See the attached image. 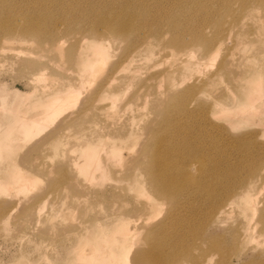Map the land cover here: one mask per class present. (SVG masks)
Masks as SVG:
<instances>
[{
	"label": "rangeland",
	"instance_id": "rangeland-1",
	"mask_svg": "<svg viewBox=\"0 0 264 264\" xmlns=\"http://www.w3.org/2000/svg\"><path fill=\"white\" fill-rule=\"evenodd\" d=\"M42 1L47 6H63L64 10L55 16L63 23L69 15L76 16L83 10L91 11L92 6H103L106 1L118 0ZM123 1L129 4L126 8L139 17L145 15L144 8L148 7L147 18L143 20L153 25L158 22L155 27L163 30L164 39L155 38V31L153 36L151 31H144L142 45H139L137 35H130L126 41L105 44L104 47L112 48L113 52L98 54L106 60V65L96 72H92L91 66L85 68L82 62L73 63L68 50L88 48L95 51L98 46L91 34L84 31L75 38L79 25H87V22L82 21L84 16L71 18V33L55 29L54 36L58 38L53 46L45 44L40 37L27 41L28 51L19 52L14 50L20 45L19 41H6L0 36V118L17 125L25 117L41 119L35 124L33 136L26 142H15L7 151L4 147L0 148V154L5 151L4 161L0 162L4 165L0 168V181L5 184L0 186V264H129V258L135 251L149 249L153 244L147 236L149 228L146 229V226L166 216L191 221L189 239L183 242L190 256H177L170 264H210V259L211 264H225L224 261L229 264H264V221L256 225L252 223L256 204L260 206L256 211L261 209L264 212V95L254 93L247 87V83L252 82L256 73H259L264 91V4L258 0H247L248 8L238 13L239 0H229L226 5L224 0H198L202 1L200 6L183 10L176 17L182 23V38H196L193 43L183 46L173 42V33L167 28L169 19L162 14L165 10L183 4L185 0ZM12 2L18 8H22L23 3L30 7L39 3L36 0ZM156 5L159 8L154 7ZM207 6H217V10L207 16L203 12ZM223 8L225 11L221 13ZM194 10L199 13V19L196 24H189ZM204 36H211L216 43L206 61L200 59L206 52ZM78 38L83 41L74 47L72 44ZM38 44L43 47H38ZM124 48H128L131 53L127 60L123 57ZM26 60L36 63L29 65ZM220 66H224L226 71L217 70ZM156 70L163 73L162 77L158 75L161 77L160 82L152 80L156 77V80L159 79L158 76H151L150 72L156 73ZM88 71L90 76L86 75ZM211 73L215 75L213 85L216 84L211 87H218V91L207 87L210 90H203V96L212 99L214 94L211 91L223 92H216V95L221 94V97L216 98L219 101L216 108L207 109L208 125L201 124L198 116L193 118L184 115L182 121L188 125H178L173 130L169 129V132L192 138L203 150L205 143L212 145L205 156L192 152V158L173 157L181 164L186 162L184 168L190 169L196 177L185 178L183 182H189L187 186L195 188L193 182L200 181L205 183L204 186L217 182V189L224 190L232 180L237 182V186L242 180L254 181L249 186L251 198L240 205L234 202L231 205L233 208L228 207L222 214H219L222 211L219 208L207 211L199 199L192 197L194 194H180L172 202L149 198V178L145 175L147 169L142 167L147 159L138 151L140 145L153 142L151 137L144 136L147 121H153L150 127L154 135L168 134L166 126L161 124L167 115L165 107L170 103L169 96L166 97L164 92L170 88L178 89L179 92L194 81L207 79ZM137 77H143V81ZM230 77L233 83L228 80ZM243 77L248 78L245 80ZM105 79H108V85L100 90ZM149 80L155 82L152 83L154 86L159 83L155 86L156 90L152 87H147L148 90L143 87L144 91L138 88L143 83L146 86L150 84ZM235 83L238 87H233ZM72 84L84 85L85 91L72 93L70 103L64 105L62 93L57 92L69 89ZM120 88L125 89L122 95H111V92ZM136 90L142 91L140 96L136 95ZM144 92L147 97H144ZM161 95L165 97L161 98ZM247 96L252 100H246ZM102 107L109 111L106 113L108 119H102L104 122L107 120L106 125L92 122L91 116ZM189 107L193 105L189 103ZM66 115L73 120H70L72 127L59 132L57 119ZM49 116L50 119L46 121ZM168 116L172 117L173 113L169 112ZM111 125H114L113 129ZM106 126H109L107 132L124 127L133 134L123 140L113 138L101 143L98 140L99 133L107 129ZM242 136H248L251 144L238 142L237 147L225 146ZM32 138H35L33 141L37 139V143ZM29 142L30 147L27 145ZM121 143L125 146L120 147ZM25 144L29 152L24 151ZM20 151H24L23 155ZM176 151L187 152L184 147ZM232 151L237 156L231 155ZM88 152H91V158H95L92 163ZM9 158H12L11 163H8ZM20 167L24 170L23 176ZM35 167L41 168V176H34L30 172ZM60 167L67 176L73 174L70 183L78 178L81 185L79 189L73 190L74 183L61 181ZM254 169L259 172L253 173ZM25 171L29 172V176L30 173L34 176V179L31 177L33 183L29 179L27 181L30 177ZM58 179L60 185L57 184ZM17 181L23 184L27 181L25 185L33 184L36 187L30 189L29 185L28 189L22 183L17 185ZM78 182H75L76 186H79ZM26 196H31V199ZM18 199L24 203L28 200V203L24 204ZM180 202L181 207L177 211ZM18 203L24 204L17 205L22 208H16ZM139 209L145 210V222L122 219L127 211ZM28 214L36 217L31 218L30 215L29 218ZM126 224L137 230L128 235L123 230ZM93 232H96V237L91 236ZM211 244H215V247H211ZM208 246L212 249L206 256L204 251Z\"/></svg>",
	"mask_w": 264,
	"mask_h": 264
},
{
	"label": "bare ground",
	"instance_id": "bare-ground-1",
	"mask_svg": "<svg viewBox=\"0 0 264 264\" xmlns=\"http://www.w3.org/2000/svg\"><path fill=\"white\" fill-rule=\"evenodd\" d=\"M258 1L261 2L262 4H264V0H258ZM36 2H39V3L34 7L27 6L25 3H23L22 4L23 7L18 8V6L15 5L12 2V0H0V36L2 39H5L6 41L7 40L19 41L20 45L14 49V50H17L19 52L28 51L29 48H28V46H26L28 44L27 41L32 40V39L37 40V38H40V37L43 38V41L45 44H50L49 46H53L55 44V42L57 41V38H58L57 36H54L55 29H59V31L63 32V33H71L72 27H71V21L70 20H71V18H77L79 16H84V19L82 21L87 22V25L83 26L84 23H82V25H79V30L76 31V33H75V38H76V35H78V34L80 35L84 31L85 33L91 34L94 41L96 43H98V46H97L95 51H91V49H88V48L84 49V50L71 48L68 50H69V53L71 55L73 63L74 62H76V63L82 62V65L85 68H89L91 66L92 72H96L97 69L104 68L106 65V60L103 59L102 57H99L98 54H102L103 52H106V53H112L113 52L112 48L104 47L105 44H109V43L116 42V41H126L129 39L130 35H137V36H139V39H138L139 45H142L144 42V33H143L144 31H151L152 36L154 35L153 31H155L156 32V34L154 35L155 38L164 39L163 35H162L163 30L158 28V27H155V25L158 24V22H156V24L153 25L149 21L145 22L143 20L144 18H147L148 7L144 8L145 15L143 14V16L139 17V15L130 12V10H128L126 8V6L129 7V4L123 0H118L116 2H109V3H108V1H106V4L103 6H92L91 11L83 10L80 14H78L76 16L69 15V17L66 20H64V22L62 23L58 20V18H55L57 13L62 12L64 10L62 5L57 4L55 6H47L46 4L43 3L42 0H40V1L36 0ZM228 2H229V0H224V5H226ZM201 4H202V1L185 0V2L183 4L176 5V6L172 7L170 10H165L163 12L162 15L166 16L169 19L167 28L169 30H171L173 33V42L174 43H179V44L184 46V45H188V44H191L194 41H196V38L194 36L182 38V32H183L182 23L176 17H178L183 10H186L188 8H192L195 6H200ZM207 4H209V3H207ZM238 5H239V8L236 9V11L238 13H243L248 8L247 0H239ZM154 7L159 8V6H157V5ZM215 10H217V6H210V7L207 6L203 9V12L207 16H210ZM224 11H225V9L223 8L221 10V13H224ZM198 19H199V13L197 12V10H194L191 14V21H189L188 23L189 24H196L197 23L196 21ZM203 40L206 41V45H205V51L206 52H205V54H203L200 57V59L202 61L203 60L206 61L208 53L214 49V47L216 46V43L214 42V40L211 36H204ZM79 41L81 42V41H83V39L78 38L77 41L75 43H73L72 45L75 47L76 45H78ZM38 47L42 48L43 46L38 44ZM122 51H123V57H125L124 60H127L131 54L130 50L128 48H124ZM69 53H68V55H69ZM201 60H200V62H201ZM33 62L27 61L26 63L29 65H35L36 62L35 63H33ZM204 66L206 68V65H204ZM204 66H203V68H204ZM39 67H41L40 64H39ZM35 69H37V68H35ZM217 70H219L221 72L226 71L224 66H220L219 69H217ZM217 70H216V75H217ZM152 72H150L151 76H158L159 74L161 76V74H163L162 72H157V70H156V73L153 72L154 74ZM203 72H204V70H203ZM213 73H215V71ZM86 75L90 76V72L88 71V73H86ZM211 75H212V73H211ZM211 75L209 77H207V79L204 78L199 82L194 81V82H192V84L191 83L188 84V86H186L185 89L184 88L182 89L180 87L181 89L179 92L177 91L178 89L174 90V89L170 88L171 90H174V91H171L168 87L167 88L169 90L167 89L168 90L167 92L163 91L165 93V96L166 97L169 96V99H170L169 100L170 103L168 104V106L165 107V112L167 113V115L163 118V120L161 122L162 125L166 126L165 130L168 131V134H166L165 136H161L160 133H157L156 135H154V133L150 127V125L152 124L153 121H147V126L145 128L144 136H145V138L151 137L152 138L151 140H153V142L140 145L138 148V151L140 154H143L147 159L146 163H142V167H145L147 169L145 175L149 178V180H148V183L150 184L149 185V198H151V197L161 198L159 200L172 202L180 194H186V195L194 194L192 197L194 199H199V201L201 202V204H203V206H205V209H207V211H213L216 208H219L222 210L219 214H222L228 207H230L231 205L233 206L234 202L235 203L237 202L236 205H240L244 200L246 201L248 198H251L252 193H251V188H249V186L254 181L252 179L250 181L249 180H245V181L242 180L240 183L238 182V186H237L236 185L237 182L235 180H232L231 183L224 190L219 189V187L217 189V187H216L217 182L215 184H209L207 186H204L205 183L200 181V183L193 182L195 188H192L191 186H187L189 184V182L185 183V182H183V180L185 178L190 179V176L193 179H196V177L191 174L190 169L189 170L185 169L186 168L185 165L187 164L186 162L181 164L178 159H173V157H183L185 159H188V157L192 158V152H194L193 153L194 155L205 156L207 154V152L210 150L212 145H207L205 143V150H203V148L201 146H197L193 142L192 138H189L188 136H182V137L180 136L179 137L175 133L169 132V129L173 130V129L177 128L178 125H182V126L188 125V123L182 121V117L184 115L191 116L193 118H197V116H198L201 119L200 120L201 124L205 123L206 125H208L209 111L207 109L212 108L213 106L216 108V104L219 103V101H217L216 98L221 97L220 96L221 94L220 95H218V94L223 92V91L219 90V93H218L217 92L218 91L217 86H216L217 88H212L216 84L213 85V83H214L213 80L215 78V75L214 74L212 76ZM151 76H149V77H151ZM149 77L145 78V79H149ZM161 77H159L158 80H156L157 77H156V79L153 78L152 80L160 82L159 80ZM243 78L245 80H247L248 77H243ZM137 79H142V81H143V77L142 78L137 77ZM260 79H261L260 74L256 73V76L253 78L252 82L247 83V87L251 88V90L254 93L264 95V91H263V88L261 86ZM228 80L231 83H233V78L230 77V79H228ZM137 82H139V81H137ZM147 82H148V80H147ZM149 83L150 84H148L147 86H146V83H143V85L141 86L142 88L138 85L139 86L138 88L143 90V87H145L144 88V90H145V89H147V87H148V89H150L152 87L153 89L156 90L157 87H155V86L156 85L158 86V84H159V83H156V85L154 86L152 83L155 84V82L151 83V81H150ZM107 85H108V79L102 80V86L99 89L102 90V88L106 87ZM131 87L133 88V86H131ZM159 87H161V85ZM207 87H210L211 90L213 89V91H215V89H216L217 90L216 92L218 94L216 95V92L214 93L211 91L210 93L214 94L212 99L211 98L208 99V97H206V95L203 96L205 94L203 90H206V91L210 90V88H208V90H207ZM233 87H238V84L235 83V86H233ZM147 90H146V92H147ZM158 90H160V89H158ZM84 91H85L84 85L77 86V85L72 84L69 86V89L59 90V92H57V93H60V94L62 93V96L65 99L63 104L68 105L71 101L72 93L79 94V93H83ZM132 91H133V89H132ZM165 91H166V89H165ZM124 92H125V89L120 88L118 90L111 92V95L112 96L117 95V94L122 95ZM134 92H135V89H134ZM140 92H142V91L136 90V95L140 96ZM152 92H155V91L153 90ZM246 92H248V91H246ZM149 93H151V92H149ZM158 93L161 94L160 91ZM212 94H211V96H212ZM58 96H59V94H57L56 97H58ZM103 96H104V91H103ZM139 96L137 98H139V100H140ZM145 96H146V93H145L144 97ZM163 96L161 98H163ZM135 98H136V96H135ZM54 99L52 98L53 101H54ZM253 99H255V98H253ZM133 100H135V99L133 98ZM246 100H252V98L247 96ZM255 101H257V100H255ZM54 102H56V101H54ZM3 103H5V102H3ZM189 103H191L193 105L192 108L189 107ZM157 107L160 108V105H158ZM152 108L157 109L155 106H153ZM104 109H105V111H103ZM60 110H63V109L61 108ZM108 112L109 111H106L105 107H102L101 109H99V111H97V113L95 112V114H93V116H91L93 118L92 122H95V123L98 122V123H100V125L105 124L107 121L106 119H108L106 116V113H108ZM169 112L173 113L172 117L168 116ZM2 113H5V112H2ZM68 115H66L65 117L63 116L61 119L58 117L57 129L59 130V132H60V130L72 127L70 124V120H72V119H69L70 116H68ZM70 115H71V113H70ZM104 118H106L105 122L102 121V119L104 120ZM49 119H50V116L46 118V121H48ZM21 120H20L19 124L17 125L14 122L6 121L5 119L0 118V148L4 147L5 151H7L15 142H16V144L26 142L29 137L33 136V130L35 128V124L37 122H39L41 119L40 118L31 119V118L25 117V118H22ZM115 123H117V122H115ZM105 125H103V126H105ZM82 126H79V127H82ZM113 126L114 125H111L110 127L113 129ZM108 127L109 126H106L105 128H107V129L100 131L99 137H98L99 142L105 143L107 140H110L113 138H120L123 140V138L125 139L126 136H131L133 134L132 132H130V130H127L124 127H120L119 129L117 128L116 130L111 129L109 132H107ZM82 129H83V127L81 128V130ZM78 130H79V128H78ZM46 134H48V132ZM46 134H45V136H46ZM54 135H55V133H54ZM140 136H142V135H140ZM50 138H51V136H50ZM180 138L183 140V142L181 141ZM34 139L35 138H32V141ZM36 141H37V139H36ZM36 141H33V142L37 143ZM238 142H244L245 144L247 143V145L251 144L248 136H242V137L233 139L232 142L225 144V146L227 148H230L231 146L237 147ZM29 144H31V143L29 142L27 145H29ZM255 144H256V142H255ZM27 145L24 148L25 152L27 151V148H28ZM63 145H64V143H63ZM30 146L31 145H29V147ZM38 146H39V144H38ZM124 146H125V144L124 145L122 143L120 144V147H124ZM180 147H184L187 152L176 151ZM39 148L40 147H38V149ZM9 151H8V154H10ZM24 151H20V153H22ZM29 151H27V152H29ZM4 152L2 154H0V162L4 161L3 160L5 158ZM230 154L233 156H237L234 151H232ZM22 155H23V153H22ZM26 155H28V154H26ZM87 155H89L91 158V152H88ZM14 156H15V154H14ZM14 156L12 155V157H14ZM10 159H12V158H9V160ZM19 159H20V162H19V164H20L21 163V157ZM19 159H17V160L19 161ZM22 159H24V156H22ZM94 159H95L94 157L91 158V163H92V161H94ZM9 162L11 163L12 161L10 160V161H8V163ZM28 162H29V160H28ZM3 166H4L3 164H0V168L1 167L3 168ZM20 166L22 167V165H20ZM21 167L19 169V171L21 170L20 173L24 172L23 168L21 169ZM33 167H34V164H33ZM127 168H129V167H127ZM4 169H7V168L4 167ZM30 170L29 171L32 174H35L34 176H41V168L40 167H35V168H33V170L32 169H30ZM60 170H61V174H62V180L61 181L67 180L69 182V184L74 183L73 184L74 187L72 186L73 190H77L81 187V185L79 184L80 181L78 182V178H76L75 182L77 181L79 186H76L77 183H75L74 181H73V183H70V181L72 180L73 174L72 175L69 174V176H67V174L63 171L62 167H60ZM263 170H264V168H263ZM16 171H18V170H16ZM257 172H259L258 169L253 170V173H257ZM27 173H29V172H26V175H28ZM31 173H30V176L28 175L30 178H27L28 176H25V177L27 178V181L30 180V182L33 183L34 181H32V180L34 179V176L32 177ZM17 174L20 176L19 173H17ZM22 176H23V173H22ZM75 177H76V175H75ZM215 177H217V175H215ZM36 178H38V177H36ZM57 178H59V177H57ZM20 179H22V178L20 177ZM20 179H19V181L24 180V179L23 180H20ZM19 181H17L18 182L17 185L20 183L23 184V182L19 183ZM27 181H25L24 183L26 184ZM59 181L60 180L58 179L57 184H59ZM25 184H23V186H27ZM29 185H30V189H34L36 187L33 184L32 185L28 184V186ZM0 186H5V184L2 181H0ZM28 186H27V188H28ZM18 187L21 188V186H18ZM26 197H29V196H26ZM30 197H29V199H31ZM33 197H35V195ZM19 201L21 202L22 199H20ZM22 202L24 203V201H22ZM26 202L24 204H26ZM41 202H43V201H41ZM19 204H21V203L16 204V208L17 207L22 208L21 206H17ZM24 204H21V205H24ZM38 204H40V202ZM179 204H180V206H178L177 211H179V209L181 207V202ZM141 205H144V204L142 203ZM232 206H231V208H233ZM258 207H260L259 204H256L254 207L253 213H252V223H255V225L259 221H264V212L262 213L261 209H259V211L257 212L256 210ZM8 211H9V209H8ZM144 211L145 210H143V209H139V211H135V210L130 211L129 210L125 214H123L122 219L126 221V218H131L134 220V222H143L144 221ZM233 211H231V212H233ZM10 212H11V210H10ZM30 213H32V210ZM33 213H34V211H33ZM34 214H33V216L31 214H28L27 217L30 218V215L32 216L31 218L36 217L37 213L35 216H34ZM11 215H13V214L11 213ZM38 218H40V217H38ZM34 220L38 221V219H34ZM39 220L41 221V219H39ZM250 221H251V219H250ZM152 225L146 226V229L149 228L147 231V236H148L149 240L151 242H153V244H152L153 246L151 245V247L149 249L135 251L130 256V258L128 257L129 258V264H170L171 260L176 258L177 256H180V257L190 256V253L188 252V250L184 249L183 242L186 241L187 239H189L188 227H191V221L186 220V219H179L177 217L175 218L174 216L173 217L166 216L165 218L156 221ZM143 226H144V223H143ZM123 230L126 231V233L128 235H131L134 230H137V228L128 227L126 224L125 227L123 228ZM95 233L96 232H93L91 236L96 237ZM237 238H238V236H237ZM133 246H134V244L132 246H130V249H131V247L133 248ZM210 246L215 247V244L214 245L211 244ZM210 246H208V248H206L207 250L204 251V254L206 256L211 252L210 250L212 248ZM131 251H133V250H131ZM129 253H131V252H129ZM77 254H78V252H77ZM78 256L81 257L80 252H79ZM81 258L84 259V256H82ZM224 263L229 264L228 261H224ZM196 264H200V263L196 262ZM203 264H205V263L203 262ZM210 264H211V259H210Z\"/></svg>",
	"mask_w": 264,
	"mask_h": 264
}]
</instances>
